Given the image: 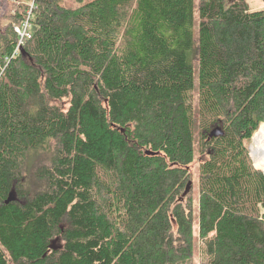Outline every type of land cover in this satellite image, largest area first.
<instances>
[{
	"label": "trees",
	"instance_id": "obj_1",
	"mask_svg": "<svg viewBox=\"0 0 264 264\" xmlns=\"http://www.w3.org/2000/svg\"><path fill=\"white\" fill-rule=\"evenodd\" d=\"M8 8L0 264H193V186L184 193L196 139L206 156L204 264H264V168L249 150L264 129V9L199 0L195 62V0ZM30 10L32 36L21 44L15 28ZM37 153L51 158L34 164ZM29 166L43 189L28 185ZM11 192L17 200L7 204Z\"/></svg>",
	"mask_w": 264,
	"mask_h": 264
},
{
	"label": "rangeland",
	"instance_id": "obj_2",
	"mask_svg": "<svg viewBox=\"0 0 264 264\" xmlns=\"http://www.w3.org/2000/svg\"><path fill=\"white\" fill-rule=\"evenodd\" d=\"M63 2L66 4H73V0H63ZM249 7L251 10H263L264 9V0H247ZM11 4V0H2L0 1V15L4 13L5 8H8L9 5ZM8 5V7H7ZM198 5H199V0H195V54L193 55V60L196 62L197 61V55L196 52H198V25H199V13H198ZM8 12L10 11V8L7 9ZM196 102H197V95L195 96ZM63 108H67L68 103L63 102L61 103ZM263 127V125L261 126ZM264 130V129H263ZM262 130V131H263ZM257 134V133H256ZM256 136V135H255ZM254 136V138H255ZM254 138L251 141L249 145V150H250V156L252 158V161L254 165L256 166V159L253 155L252 147H253V142ZM35 153V152H32ZM32 162L30 164L31 167H33L34 164H41V162H44L46 159L51 158L50 155H43L40 153L37 154H32ZM206 156H202L200 154V149L198 145V140L196 139L195 141V159L193 164L191 165V172H192V179H193V199H194V206H195V226H194V232H195V251H194V257H193V264H204L205 263V253H204V242L199 238V225H198V207H199V187H198V182H199V167L200 164L202 163L203 159H205ZM35 159V160H34ZM49 161H47L48 163ZM30 166L26 174V181H28V185L30 186L31 189L34 191L40 190L44 188V184L40 182L37 178H34L32 174H30ZM256 168L260 169L259 167L256 166ZM264 171V170H263Z\"/></svg>",
	"mask_w": 264,
	"mask_h": 264
},
{
	"label": "bare ground",
	"instance_id": "obj_3",
	"mask_svg": "<svg viewBox=\"0 0 264 264\" xmlns=\"http://www.w3.org/2000/svg\"><path fill=\"white\" fill-rule=\"evenodd\" d=\"M252 151L257 163L264 168V130L256 134Z\"/></svg>",
	"mask_w": 264,
	"mask_h": 264
},
{
	"label": "built area",
	"instance_id": "obj_4",
	"mask_svg": "<svg viewBox=\"0 0 264 264\" xmlns=\"http://www.w3.org/2000/svg\"><path fill=\"white\" fill-rule=\"evenodd\" d=\"M34 3L31 5V9L33 8ZM32 17V10L27 13V19L22 23V25L15 28L16 33L20 37V43L22 44L25 39H30L32 36V26L30 22V18ZM19 52V47L16 50V54Z\"/></svg>",
	"mask_w": 264,
	"mask_h": 264
},
{
	"label": "water",
	"instance_id": "obj_5",
	"mask_svg": "<svg viewBox=\"0 0 264 264\" xmlns=\"http://www.w3.org/2000/svg\"><path fill=\"white\" fill-rule=\"evenodd\" d=\"M220 133H221V132H220L219 129H214V130H212L210 136H211V137H213V136H218ZM192 186H193V182H190V183L188 184V186H187V189H186V191H185V193H184V196L187 195V193L191 190ZM15 200H17V196H16V194H15L14 192H11L10 195H9V197H8V199L6 200L5 203L8 204V203H10V202H12V201H15ZM57 242H58V240H54L53 243H52L51 246H50V249H52V250H58L59 248H61L60 245H57Z\"/></svg>",
	"mask_w": 264,
	"mask_h": 264
}]
</instances>
